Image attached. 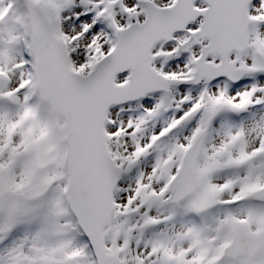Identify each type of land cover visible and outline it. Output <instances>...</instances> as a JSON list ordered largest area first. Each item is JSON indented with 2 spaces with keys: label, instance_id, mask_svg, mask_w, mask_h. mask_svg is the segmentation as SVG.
Returning <instances> with one entry per match:
<instances>
[{
  "label": "snow or ice",
  "instance_id": "6c2138e0",
  "mask_svg": "<svg viewBox=\"0 0 264 264\" xmlns=\"http://www.w3.org/2000/svg\"><path fill=\"white\" fill-rule=\"evenodd\" d=\"M0 264H264V0H0Z\"/></svg>",
  "mask_w": 264,
  "mask_h": 264
}]
</instances>
